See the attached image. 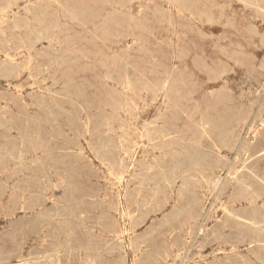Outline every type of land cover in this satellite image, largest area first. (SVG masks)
Listing matches in <instances>:
<instances>
[{
	"label": "rangeland",
	"instance_id": "374dc122",
	"mask_svg": "<svg viewBox=\"0 0 264 264\" xmlns=\"http://www.w3.org/2000/svg\"><path fill=\"white\" fill-rule=\"evenodd\" d=\"M0 20V264H264V241L207 244L238 239L234 193L264 197V0H0Z\"/></svg>",
	"mask_w": 264,
	"mask_h": 264
},
{
	"label": "bare ground",
	"instance_id": "6f19581e",
	"mask_svg": "<svg viewBox=\"0 0 264 264\" xmlns=\"http://www.w3.org/2000/svg\"><path fill=\"white\" fill-rule=\"evenodd\" d=\"M24 1V0H23ZM27 1V0H26ZM29 3V2H28ZM27 6V5H26ZM19 9V7H18ZM1 22V20H0ZM156 105V103H155ZM258 110V109H257ZM253 118V117H252ZM251 124V123H250ZM223 126V125H222ZM138 133V132H137ZM139 134V133H138ZM141 138V137H140ZM28 144V143H27ZM141 147V146H140ZM28 148V147H27ZM14 149V148H12ZM216 150V149H214ZM15 150H12V152ZM236 152V151H235ZM221 153V152H219ZM222 154V153H221ZM226 154V153H225ZM235 154V153H234ZM262 154V153H261ZM260 155V154H259ZM20 156V155H19ZM22 156V155H21ZM150 156V155H149ZM234 156V155H233ZM136 157V156H135ZM9 158V157H8ZM13 157H11L12 159ZM19 158V157H18ZM133 159V158H132ZM223 159V158H222ZM16 160V159H15ZM20 160V159H19ZM22 161V160H21ZM20 161V162H21ZM233 161V160H232ZM231 162V161H230ZM248 163V162H247ZM16 164V163H15ZM18 164V163H17ZM22 164V163H20ZM134 164V163H133ZM132 166V165H131ZM22 167V166H21ZM20 168V167H19ZM10 169V167H9ZM18 169V168H17ZM227 170V169H226ZM131 171V170H130ZM129 171V172H130ZM244 171V170H243ZM247 171V170H246ZM6 173V172H5ZM14 173V172H13ZM4 174V173H3ZM1 174V175H3ZM223 174V173H222ZM237 174V173H236ZM5 175V174H4ZM3 175V176H4ZM21 175V174H20ZM250 177H247L245 179H240L241 176H244V173L236 177L233 178H228L229 181L231 182H240V185L243 186L244 190L249 191L250 186H252V184L254 183V180L256 179V177H262L261 174L258 171H252V174H249ZM224 176V175H223ZM5 177V176H4ZM124 177V176H123ZM225 177V176H224ZM128 178V177H127ZM18 179V178H17ZM122 179V178H121ZM2 180V178H1ZM124 180V179H123ZM195 180V179H194ZM258 180V179H257ZM263 181H264V176H263ZM120 183V182H119ZM215 184V183H214ZM219 185V184H218ZM237 185V184H236ZM214 186V185H213ZM230 186V185H229ZM117 187V186H116ZM8 191V190H7ZM218 191V190H217ZM119 192V191H118ZM215 194V193H214ZM258 195L255 196L254 190L252 189L249 193L248 196L246 198L243 197H239V195H241V193H234L229 200L224 202V209L223 212L225 214V219L223 221L220 222L221 224V230L228 228L230 231L236 227L237 231V235L239 236L238 239L236 240H230V239H223L221 238L219 235H216L215 237L211 238L208 240V245H209V250H211V254L215 253V251H225L227 250L228 247L231 246V251L232 253L229 252V254H227V256L232 257L234 255L237 254V249H239V247L242 244H248V243H253L256 241H264L263 237L261 236H257L254 234H250L245 232L244 229H247L246 227H241L240 225L242 224V220H247L249 221V225L251 224V226H253L254 228H258V229H264V224L262 225V223H264V201H263V207L259 208L258 207V203L261 200H258V197L262 196V194L257 193ZM243 195V194H242ZM121 197V196H120ZM213 198V197H212ZM244 198V200H242ZM262 198V197H261ZM120 199V198H119ZM210 199V198H209ZM121 200V199H120ZM211 200V199H210ZM262 200H264V197L262 198ZM121 203V202H120ZM171 203V202H170ZM208 203V202H207ZM243 205H246V209L244 210L243 208H239L242 207ZM215 206V205H214ZM5 207V206H4ZM169 207V206H167ZM120 208V207H119ZM210 208V207H209ZM122 209V208H121ZM121 209H119L121 211ZM165 210V209H164ZM207 211V210H206ZM249 211V212H248ZM122 212V211H121ZM220 212V211H219ZM14 217V216H13ZM247 218V219H246ZM9 220V218H8ZM11 220V219H10ZM245 222V221H243ZM191 224V226L193 225V221L189 222ZM247 223V222H246ZM202 224V223H201ZM248 224V223H247ZM125 227V226H124ZM122 229V228H121ZM126 230V227H125ZM123 232H126V231ZM248 230V229H247ZM128 231V230H127ZM205 231V229H204ZM134 232V231H133ZM130 233V232H129ZM203 233V232H202ZM124 237V235H123ZM194 237V236H193ZM127 238V237H126ZM192 241V240H191ZM190 241V242H191ZM126 242V241H125ZM128 242V241H127ZM193 243V242H192ZM124 244V243H123ZM183 244V243H182ZM181 244V245H182ZM180 242L178 240H176L173 245H172V250H177L180 249L181 247ZM253 246V245H252ZM192 247V246H191ZM264 247V246H263ZM125 248V247H124ZM241 248V247H240ZM190 249V248H189ZM192 249V248H191ZM194 249V248H193ZM208 250V249H207ZM203 251V250H202ZM245 251V250H244ZM191 252V251H190ZM194 252V251H193ZM183 253V252H182ZM219 253V252H218ZM246 253V252H245ZM181 254V253H180ZM224 254V253H223ZM59 256V255H58ZM196 256V255H195ZM199 256V255H198ZM220 257H224V256H218L217 254H214V259L220 258ZM159 258V257H158ZM90 259V258H89ZM194 259V258H193ZM253 259V258H252ZM45 260V259H44ZM176 260V259H175ZM90 261V260H89ZM174 261V259H173ZM185 261V260H184ZM20 262V261H19ZM154 263V262H153ZM183 263V262H182ZM15 264V263H14ZM26 264V263H25ZM155 264V263H154ZM165 264V263H164ZM174 264V263H173ZM192 264V263H191ZM207 264V263H206Z\"/></svg>",
	"mask_w": 264,
	"mask_h": 264
}]
</instances>
